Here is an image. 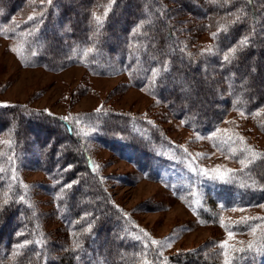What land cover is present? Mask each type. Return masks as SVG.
I'll use <instances>...</instances> for the list:
<instances>
[{
    "label": "trees",
    "instance_id": "1",
    "mask_svg": "<svg viewBox=\"0 0 264 264\" xmlns=\"http://www.w3.org/2000/svg\"><path fill=\"white\" fill-rule=\"evenodd\" d=\"M99 6L107 7L102 25ZM0 22L21 26L27 63L61 71L76 59L93 73L128 72L133 85H148L172 117L195 132L217 129L231 109L248 116L264 111V0H0ZM208 34L211 49L198 43ZM88 116L104 148L149 178L182 165L184 153L153 122L105 110ZM0 142L5 159L21 157L25 168L45 174L42 188L69 238L49 239L7 165L0 172V264H218L193 252L164 260L113 200L70 119L0 104ZM261 154L218 181L212 200L223 209L263 203ZM193 184L188 195L205 206L209 186L198 178ZM251 245L236 252L242 259L232 264H264V229ZM55 248H65L66 256Z\"/></svg>",
    "mask_w": 264,
    "mask_h": 264
},
{
    "label": "rangeland",
    "instance_id": "2",
    "mask_svg": "<svg viewBox=\"0 0 264 264\" xmlns=\"http://www.w3.org/2000/svg\"><path fill=\"white\" fill-rule=\"evenodd\" d=\"M106 9L105 6L100 10L99 6L95 15L99 17ZM22 31L20 25L0 22V104H23L70 119L88 142L96 169L113 200L150 241L157 242L156 251L164 260L193 252V255H207L218 264H225L239 249L253 243L264 229V202L257 206L233 203L223 209L212 200L211 194H216L218 181L264 151L261 127L264 111L248 116L240 109H231L217 129L195 132L172 117L148 85H133L128 72L93 73L76 59L61 71L27 63ZM198 43L202 48L211 49V34L200 37ZM72 50L75 52L76 47ZM211 64L219 67L216 62ZM97 109L153 122L166 133L174 147L184 153L180 159L182 165L162 169L158 179L136 170L128 158L104 148L88 116ZM62 141L68 142L67 139ZM2 148L0 142V151ZM23 162L21 157L5 159L0 152V172L8 165L14 173L11 178L20 179L24 184L49 239L69 241L53 199L42 188L47 177L41 171L25 168L21 165ZM196 178L203 180L205 187L209 186L203 189L207 196L205 206L188 195L187 189L195 184ZM224 241L227 247L221 249ZM56 249L60 257L66 256L65 248Z\"/></svg>",
    "mask_w": 264,
    "mask_h": 264
},
{
    "label": "snow or ice",
    "instance_id": "3",
    "mask_svg": "<svg viewBox=\"0 0 264 264\" xmlns=\"http://www.w3.org/2000/svg\"><path fill=\"white\" fill-rule=\"evenodd\" d=\"M29 19H32V18L30 17ZM96 22H97L98 25H102V21H101L100 17H96ZM13 51H15V49H13ZM227 59H228V57L226 56L225 60H227ZM97 111H100V109H97ZM64 119L67 120L68 118L64 117ZM261 155H264V154H261ZM240 163L243 165L244 161L241 160ZM262 207H264V206H262ZM257 219H260V218H257ZM231 235H232V233L229 231V236L231 237ZM152 243L155 244L157 242L156 241H152ZM220 247H221V249H225L227 247V241L222 242L220 244ZM262 247H264V245H262ZM252 248H253V246L251 244H249L247 249H239L238 251H240V252L251 251ZM224 254L227 255L226 252ZM239 259H242V258L241 257H233V260H239ZM225 264H232V262L229 261V260H226Z\"/></svg>",
    "mask_w": 264,
    "mask_h": 264
}]
</instances>
